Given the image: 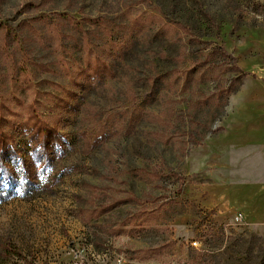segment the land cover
<instances>
[{"label":"rangeland","instance_id":"obj_1","mask_svg":"<svg viewBox=\"0 0 264 264\" xmlns=\"http://www.w3.org/2000/svg\"><path fill=\"white\" fill-rule=\"evenodd\" d=\"M255 107L264 0H0V264H264L260 185L210 194Z\"/></svg>","mask_w":264,"mask_h":264},{"label":"crops","instance_id":"obj_2","mask_svg":"<svg viewBox=\"0 0 264 264\" xmlns=\"http://www.w3.org/2000/svg\"><path fill=\"white\" fill-rule=\"evenodd\" d=\"M250 100H252V97ZM244 112V118L240 119L238 124H234V128L232 127L233 131H226L225 135L229 140L225 143V147L227 148L224 149L223 160L220 162L218 169L215 171L211 170V173L216 178L222 176L223 184H218L217 186L211 185L210 194L214 199L213 202L222 203L221 206L225 211L233 209V200L228 183L230 185V183L236 180L253 179L258 186L260 185L261 191L259 193H262L264 199V107L250 108L249 111ZM245 148L249 149L250 153L240 155L238 150ZM249 154L256 155L257 157L253 161L254 164L251 163L250 169H248L249 162H244ZM222 173L226 174L223 176ZM216 182L220 183L219 181ZM236 192L238 198H241L244 194V191L240 189L236 190ZM235 212L237 211L235 210ZM246 216V213L243 214V217Z\"/></svg>","mask_w":264,"mask_h":264},{"label":"trees","instance_id":"obj_3","mask_svg":"<svg viewBox=\"0 0 264 264\" xmlns=\"http://www.w3.org/2000/svg\"><path fill=\"white\" fill-rule=\"evenodd\" d=\"M88 20L90 21V23L92 25H97V26H101L100 23H102V18H98V17H89ZM81 25L79 22H76L74 24V28L75 29H81ZM209 34H207L206 36H208ZM111 42L113 43L114 46H118L115 47L114 50H112V57L113 60H117V61H123V56L125 55V51L130 48L131 46V42L130 41H125L123 35H119V36H114L111 38ZM79 41L74 42L71 47L73 48H79L80 50H83L85 48L84 45H80L78 44ZM38 133H42L43 134V142H44V146H52L53 145H57L59 138L58 135L56 134L55 130H53L52 128H50V126L47 123L42 124L41 127L37 128ZM40 139V138H39ZM7 141H8V137L4 135V133H0V163L3 162H7V167L8 164L13 160L14 156L9 157L8 156V152H7ZM10 160V161H9Z\"/></svg>","mask_w":264,"mask_h":264},{"label":"built area","instance_id":"obj_4","mask_svg":"<svg viewBox=\"0 0 264 264\" xmlns=\"http://www.w3.org/2000/svg\"><path fill=\"white\" fill-rule=\"evenodd\" d=\"M232 219L234 224H241L244 221L243 214L240 211L235 212L232 216ZM192 244L196 245L197 243L196 241H193Z\"/></svg>","mask_w":264,"mask_h":264}]
</instances>
